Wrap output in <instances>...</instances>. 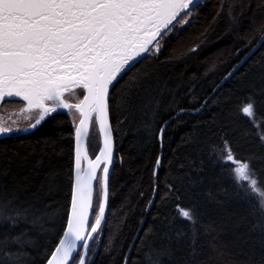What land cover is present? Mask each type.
I'll return each instance as SVG.
<instances>
[{"label": "trees", "instance_id": "1", "mask_svg": "<svg viewBox=\"0 0 264 264\" xmlns=\"http://www.w3.org/2000/svg\"><path fill=\"white\" fill-rule=\"evenodd\" d=\"M189 12L111 89L117 153L86 264H264V208L223 152L227 142L264 191V41L227 76L264 35V0H202ZM250 102L255 123L241 112ZM75 128L59 110L0 138V264H46L62 239Z\"/></svg>", "mask_w": 264, "mask_h": 264}, {"label": "snow or ice", "instance_id": "2", "mask_svg": "<svg viewBox=\"0 0 264 264\" xmlns=\"http://www.w3.org/2000/svg\"><path fill=\"white\" fill-rule=\"evenodd\" d=\"M193 4L194 0H0V101L21 97L26 111L36 113L35 123L29 125L32 128L58 109H75L80 117L75 130L71 215L63 239L47 264H69L74 253L79 264H85L88 241L92 233L98 232L108 197L109 169H102L100 179L97 170L104 161L110 163L112 157L109 88L152 50L150 45L157 47L153 42L162 31L181 13L187 14ZM73 87L86 90V94L78 103L69 104L63 97ZM241 112L255 123L251 102ZM93 115L103 136V148L95 160L88 157L86 147ZM12 131L0 124V134ZM223 152L225 162L234 165L237 181H246L264 208V191L257 187L249 164L237 160L227 142ZM84 161L86 169L82 167ZM93 181L100 191L94 223L89 225ZM7 207L0 204V215ZM177 211L183 218L193 220L190 210ZM27 212L17 210L16 216L22 218ZM81 248L84 255L78 251Z\"/></svg>", "mask_w": 264, "mask_h": 264}, {"label": "rangeland", "instance_id": "3", "mask_svg": "<svg viewBox=\"0 0 264 264\" xmlns=\"http://www.w3.org/2000/svg\"><path fill=\"white\" fill-rule=\"evenodd\" d=\"M191 16H192L191 12L182 16L179 20H177L176 24L173 25L171 31L176 27H181L184 24H186L190 20ZM154 45H156L159 50L162 44L158 40V43H155ZM157 47H154V51L152 50L151 51L152 52L158 51ZM151 51L149 52L151 53ZM7 98L11 99L10 103L8 104V107L3 109V106L0 105V124H3V126L5 127L12 128L13 131L5 134H0V138L21 133L25 131L29 127V125L35 122V115H36L35 111L33 112L26 111V102L23 101L21 97H7ZM63 99L66 103L69 104L78 103L79 100L83 99V96L80 95V88L73 87L70 90V92L64 94ZM66 110L70 114L74 124L78 125L80 119L79 113L75 109L72 110L66 109ZM29 116H31L32 119H29L28 118ZM98 132H99L98 124L96 122V119H94L93 126L92 128L89 129L88 138H87V147L91 155H95L96 152L101 148V146L99 148H95V144H96L95 139H97ZM96 211H97V201L95 202V210L93 215H95Z\"/></svg>", "mask_w": 264, "mask_h": 264}, {"label": "water", "instance_id": "4", "mask_svg": "<svg viewBox=\"0 0 264 264\" xmlns=\"http://www.w3.org/2000/svg\"><path fill=\"white\" fill-rule=\"evenodd\" d=\"M202 0H194V4L193 5H190L189 6V8L186 10V12L189 10V9H191L193 6H195L196 4H198L199 2H201ZM184 13H181L180 14V16H178L177 18H176V20H174L173 22H172V24H170L169 25V27L167 28V29H165V30H163L162 31V33H161V35L159 36V37H157V40H159L160 39V37L183 15ZM263 40H264V37H263ZM156 41H154L153 42V44L155 43ZM261 44H259L258 46H256L255 48H253L252 50H251V52L248 54V55H246L242 60H241V62L236 66V68L228 75V77H230L231 75H232V73L235 71V70H237L239 67H240V65L241 64H243L247 59H248V57L250 56V54L251 53H253L259 46H260ZM150 48L152 47V45H150L149 46ZM146 54V53H145ZM145 54H143V56L145 55ZM142 56V57H143ZM141 57V58H142ZM141 58H139L138 59V61L141 59ZM137 62H135L134 63V65L136 64ZM133 67V66H132ZM128 71V70H127ZM126 71V72H127ZM124 74V73H123ZM122 74V75H123ZM120 77H118V79H119ZM114 84H115V82H114ZM112 87L113 86H110V88H109V94H108V121H109V124H110V128H111V140H112V157H111V162L110 163H108L107 161H104L103 163H101L100 164V167H99V169L97 170V178H98V174H99V171H100V169H101V167H102V165L104 164L105 166H107L108 167V169H109V174H108V186H107V188H108V197H107V202H106V208H105V214H104V217H103V219H102V221H101V224H100V226L102 225V223H103V221H104V219H105V216H106V211H107V207H108V202H109V177H110V174H111V169H112V166H113V162H114V135H113V130H112V127H111V116H110V107H109V98H110V92H111V89H112ZM58 110H63V109H58ZM57 110V111H58ZM54 113V112H53ZM182 112H179L177 115H179V114H181ZM52 114V113H51ZM50 114V115H51ZM49 116V115H48ZM48 116H46L45 117V119L48 117ZM44 119V120H45ZM43 120V121H44ZM43 121H41V123L43 122ZM33 123H35V122H33ZM32 123V124H33ZM40 123V124H41ZM39 124V125H40ZM39 125H37L36 127H38ZM166 126H167V124H165V126L162 128V130H161V135H160V137L161 138H163V135H164V132H165V128H166ZM36 127H34V128H32V127H28L25 131H31V130H33V129H35ZM89 129H90V127H89ZM101 136H102V134H101ZM86 147H87V140H86ZM103 148V136H102V146H101V149ZM100 149V150H101ZM87 153H88V157L90 158V159H92V160H95V158L98 156V155H100V151H99V153L97 154V156L95 157V158H92L91 157V155H90V152H89V149H88V147H87ZM161 158H162V155L159 157V160H158V163H157V168H156V171H158V169H159V167H160V164H161ZM104 166V167H105ZM82 167L83 168H87V161H84L83 162V164H82ZM96 185H97V182L96 181H93V189H94V192H93V205H94V196H95V190H96ZM92 214H93V208H92V210H91V212H90V214H89V217H88V223H89V225H91V222H92V220H91V218H92ZM70 215H71V212H70ZM100 226H99V228H100ZM67 230V229H66ZM89 230H90V228H89ZM88 230V231H89ZM95 234L96 233H92V239H90L89 241H88V244H89V249H88V253H87V256L85 257V264H86V262H87V260H88V257H89V250H90V246H91V243H92V240H93V238H94V236H95ZM85 235H87V232L85 233ZM63 239V238H62ZM58 246H59V244H58ZM57 246V247H58ZM82 249V248H81ZM81 249H78V251H80ZM83 255H84V253H83ZM75 256H76V254L74 253L73 254V258L72 259H70L69 260V264L71 263V261L75 258Z\"/></svg>", "mask_w": 264, "mask_h": 264}, {"label": "bare ground", "instance_id": "5", "mask_svg": "<svg viewBox=\"0 0 264 264\" xmlns=\"http://www.w3.org/2000/svg\"><path fill=\"white\" fill-rule=\"evenodd\" d=\"M196 5H197V4H196ZM193 7H194V6H193ZM193 7H192V8H193ZM192 8H191V9H192ZM191 9H189V10H191ZM189 10H188V11H189ZM188 11H187V12H188ZM191 14L193 15V13H191ZM184 15H185V13H184L182 16H184ZM163 35H164V34H163ZM163 35H162V36H163ZM162 36H161V37H162ZM161 37H160V39H161ZM263 37H264V35H263V36L261 37V39L257 42V44L255 45V47L258 46L259 44H262V43H263V41H264V40H263ZM160 39H159V40H160ZM157 42H158V41H157ZM157 42H156V43H157ZM154 44H155V43H154ZM152 47H153V46H152ZM152 47H151V48H152ZM255 47H254V48H255ZM153 49H154V47H153ZM236 66H237V65H236ZM236 66L231 70V72L236 68ZM235 71H236V70H235ZM235 71H234V72H235ZM231 72H230V73H231ZM230 73H229V74H230ZM229 74H228V75H229ZM228 75H227V76H228ZM179 112H182V111H179ZM179 112H177L174 116L177 117V116H178L177 114H178ZM169 122H170V120H167V121L164 123V125L162 126V128L165 126V124H167V126H168ZM76 126H77V125H76ZM167 126H166V127H167ZM111 127H112L113 135H114V161H115L116 153H117V152H116V135H115V133H114V132H115V129H114V127H113L112 122H111ZM162 128H161V130H162ZM75 130H76V128H75ZM161 130H160V133H159V140H160V142L162 143V139H163V138L160 137V135H161ZM73 135H74V140H75V131L73 132ZM97 135H98V136H97V139H95V140H96L95 148H99L100 146H102V136H101V133L98 132ZM75 145H76V140H75ZM100 149H101V148H100ZM100 149L96 152L95 155H91V154H90L91 157H92V158H95V157L97 156V154L99 153ZM161 155H162V153L160 154V156H161ZM120 158L122 159L121 156H120ZM121 161H122V160H121ZM113 163H114V162H113ZM157 163H158V162H157ZM156 168H157V166H156ZM102 169H103V168H102ZM102 169L99 171L98 179L102 178V175H103V173H102ZM112 170H113V166H112V169H111V173H112ZM155 172H156V174H157L158 171L155 170ZM110 177H111V174H110ZM110 177H109V183H110ZM99 191H100V190H99V187H98V185H96L95 196H94V205H93V214H94V210H95V202L97 201V197H98V195H99ZM156 192H157V188H155L154 195H153V197H152V199H151V201H150V203H149V206L152 205V203H153V201H154V198H155V195H156ZM109 197H110V188H109ZM108 203H109V202H108ZM106 212H107V211H106ZM93 214H92V218H91V220H92L91 224L94 223V217H93ZM69 217H70V215H69ZM102 224H103V223H102ZM101 226H102V225H101ZM101 226H100V228H101ZM100 228L98 229V232H99ZM66 229H67V227H66ZM66 229H65V231H66ZM89 231H90V230H89ZM98 232L95 234V236H94V238H93V240H92V243H91V246H90V250H89V255H90V253H91V249H92L93 241H94V239L97 237ZM62 238H63V237H62ZM79 252H82V255H83V253H84V252H83V249H81ZM75 257H76V256H75ZM50 258H51V257H50ZM50 258H49V259H50ZM88 258H89V257H88ZM73 260H74V259H73ZM73 260L71 261L70 264H72ZM87 261H88V260H87ZM127 261H128V256H127V259H126V263H127ZM86 263H87V262H86ZM46 264H47V262H46ZM78 264H79V263H78Z\"/></svg>", "mask_w": 264, "mask_h": 264}, {"label": "flooded vegetation", "instance_id": "6", "mask_svg": "<svg viewBox=\"0 0 264 264\" xmlns=\"http://www.w3.org/2000/svg\"><path fill=\"white\" fill-rule=\"evenodd\" d=\"M115 83H116V82H115ZM114 85H115V84H114ZM112 88H113V87H112ZM84 94H86V90L80 88V95L83 96ZM10 100H11V99H9V98L6 97L3 101H0V105L3 106V109L8 107V104L10 103ZM65 110H66V109H65ZM94 119H95V115H93V121H94ZM93 121H92V124H91V128H92V126H93ZM104 166H105V165L103 164L102 167H101V169L104 168ZM101 169H100V170H101Z\"/></svg>", "mask_w": 264, "mask_h": 264}]
</instances>
